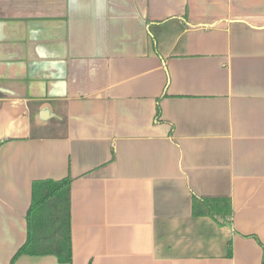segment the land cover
Listing matches in <instances>:
<instances>
[{
	"label": "crops",
	"instance_id": "crops-1",
	"mask_svg": "<svg viewBox=\"0 0 264 264\" xmlns=\"http://www.w3.org/2000/svg\"><path fill=\"white\" fill-rule=\"evenodd\" d=\"M68 176L70 264H261L264 0H0V264Z\"/></svg>",
	"mask_w": 264,
	"mask_h": 264
},
{
	"label": "trees",
	"instance_id": "trees-1",
	"mask_svg": "<svg viewBox=\"0 0 264 264\" xmlns=\"http://www.w3.org/2000/svg\"><path fill=\"white\" fill-rule=\"evenodd\" d=\"M160 110L157 111V118ZM70 176L60 180H35L31 185V202L26 213V240L11 259L10 264L22 255L46 256L57 258L61 264L71 263L70 239ZM197 201L203 203L205 209L197 206ZM221 202L216 210L215 203ZM214 203V204H213ZM193 214L195 216L231 214L228 200L193 199ZM230 247V244H229ZM263 259L264 264V247ZM231 255V248L229 250Z\"/></svg>",
	"mask_w": 264,
	"mask_h": 264
}]
</instances>
